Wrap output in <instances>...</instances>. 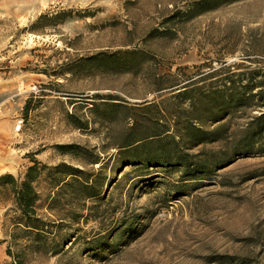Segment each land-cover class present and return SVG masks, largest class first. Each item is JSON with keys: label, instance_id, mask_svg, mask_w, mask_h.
<instances>
[{"label": "rangeland", "instance_id": "1", "mask_svg": "<svg viewBox=\"0 0 264 264\" xmlns=\"http://www.w3.org/2000/svg\"><path fill=\"white\" fill-rule=\"evenodd\" d=\"M230 82L264 89V0H0V176L21 183L37 162L34 208L65 218L68 236L54 255L14 262L24 240L11 244L15 206L0 182V264H264V152L234 145L259 99L232 114L226 152L239 154L212 174L117 169L125 129L172 127L187 104L177 89ZM71 169L97 175L103 196L68 206L65 190L48 207ZM98 236L106 248L90 253Z\"/></svg>", "mask_w": 264, "mask_h": 264}, {"label": "trees", "instance_id": "2", "mask_svg": "<svg viewBox=\"0 0 264 264\" xmlns=\"http://www.w3.org/2000/svg\"><path fill=\"white\" fill-rule=\"evenodd\" d=\"M231 83L228 86L223 84L222 87L210 83L200 87L186 85L177 89L178 92L173 98L187 104L183 107L178 105L172 127L150 120L146 125H153V132L137 130L135 123L125 129L114 145L118 152L117 169L125 167L140 171L153 168L178 169L182 177L195 178L212 174L220 166L227 165L235 155L239 154L231 155L226 152L227 145L233 141L230 125L232 114L246 109L250 105L249 101L254 98L259 99L260 106L264 107V89L261 88L253 94L254 86L247 84L244 86L245 89H238ZM105 105L132 109L131 106L126 107L119 102H109ZM132 107L149 108L143 105ZM204 110L206 114L202 118L201 112ZM226 115L229 116L225 118ZM205 123L211 125L207 127ZM241 132V137L234 140V145L237 144L246 153L264 152V111L252 116ZM213 144L216 146H208ZM196 147L197 150L192 152ZM97 163L93 162V164ZM61 167L65 168L63 165L55 168ZM36 171L37 162L28 168L21 183H18L11 174L0 176V182L9 183L15 206L14 220L17 225L10 235L11 244H15L16 236L24 240L21 250L16 254L8 251L14 262L20 261V257L27 250L54 255L58 251L57 248L68 240L67 234L60 232L65 218H59L55 223L53 220L44 219L34 208L38 196L31 182L35 179L33 175ZM83 175L80 170L71 169L59 178H55L52 187L57 190L47 206L52 207L56 204L58 194L65 190L69 191L70 195L67 199L70 201L68 206L79 202L83 206L86 200L97 202L101 199L103 191L102 186L97 184V175L92 179ZM67 211L64 212L66 214H62L63 217L76 219L77 216L71 208ZM51 228L58 231L53 233ZM120 229L121 227L118 231ZM102 238L104 236H98L87 243L90 253L106 248L98 244ZM239 264H246V261Z\"/></svg>", "mask_w": 264, "mask_h": 264}, {"label": "built area", "instance_id": "3", "mask_svg": "<svg viewBox=\"0 0 264 264\" xmlns=\"http://www.w3.org/2000/svg\"><path fill=\"white\" fill-rule=\"evenodd\" d=\"M19 89H20V90L23 89V85H22V84L19 85ZM31 89H34V87H32ZM18 128H19V126H18Z\"/></svg>", "mask_w": 264, "mask_h": 264}]
</instances>
